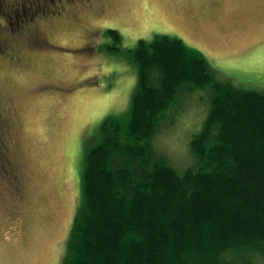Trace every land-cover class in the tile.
I'll use <instances>...</instances> for the list:
<instances>
[{
    "label": "rangeland",
    "instance_id": "rangeland-1",
    "mask_svg": "<svg viewBox=\"0 0 264 264\" xmlns=\"http://www.w3.org/2000/svg\"><path fill=\"white\" fill-rule=\"evenodd\" d=\"M24 2L17 31L42 10L45 18L36 40L23 33L15 44L28 66L0 57V114L9 120L0 122V140L12 159L0 152V264H61L86 151L106 116L129 114L138 81L127 49L157 34L176 36L205 53L216 80L264 92V0H50L37 9ZM1 3L0 25L13 22V7ZM36 44L49 45L43 52ZM4 46L0 55L10 51ZM198 97H186L176 122L161 131V151L181 152L200 127Z\"/></svg>",
    "mask_w": 264,
    "mask_h": 264
},
{
    "label": "trees",
    "instance_id": "trees-1",
    "mask_svg": "<svg viewBox=\"0 0 264 264\" xmlns=\"http://www.w3.org/2000/svg\"><path fill=\"white\" fill-rule=\"evenodd\" d=\"M34 1L37 9L50 0ZM19 7L15 23L0 25V46L10 49L0 57L28 66L15 44L23 33L36 40L45 16L17 31ZM127 51L138 81L129 114L106 116L86 151L61 264H264V92L216 80L205 53L174 36ZM196 94L200 127L181 152L161 151L157 137Z\"/></svg>",
    "mask_w": 264,
    "mask_h": 264
},
{
    "label": "flooded vegetation",
    "instance_id": "flooded-vegetation-1",
    "mask_svg": "<svg viewBox=\"0 0 264 264\" xmlns=\"http://www.w3.org/2000/svg\"><path fill=\"white\" fill-rule=\"evenodd\" d=\"M2 1H5V2H7L8 3V5H10L11 7H16V5H17V7H21L25 2V0L23 1V0H0V2H2ZM31 2L33 3V4H35V1L33 0H31ZM181 35V34H180ZM174 37H176V36H174ZM178 38V37H177ZM182 40V39H181ZM184 42V41H183ZM185 43V42H184ZM1 94V93H0ZM3 107V110H5L4 109V107H5V105H4V100L2 99V97H0V107ZM4 119V120H3ZM5 119H7L6 121H5ZM3 120V122H4V124H5V122H7V121H9L8 120V117L7 116H5V115H3V113L2 114H0V122ZM8 124H9V122H8ZM1 141V140H0ZM6 140H2L1 141V150H0V152L2 153V152H5L4 153V158H5V160H4V162H8V163H10L11 161H12V159H11V152H10V149H11V145H9V143L6 141ZM14 142H16V141H14ZM9 147H10V149H9ZM16 165H17V162L14 164H12L11 166H10V169L12 168V169H16L17 167H16ZM18 191H20V189H17Z\"/></svg>",
    "mask_w": 264,
    "mask_h": 264
}]
</instances>
